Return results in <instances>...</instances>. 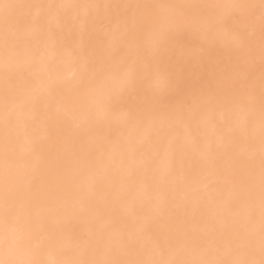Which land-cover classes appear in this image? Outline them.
<instances>
[{
	"label": "snow or ice",
	"instance_id": "6c2138e0",
	"mask_svg": "<svg viewBox=\"0 0 264 264\" xmlns=\"http://www.w3.org/2000/svg\"><path fill=\"white\" fill-rule=\"evenodd\" d=\"M0 264H264V0H0Z\"/></svg>",
	"mask_w": 264,
	"mask_h": 264
},
{
	"label": "bare ground",
	"instance_id": "6f19581e",
	"mask_svg": "<svg viewBox=\"0 0 264 264\" xmlns=\"http://www.w3.org/2000/svg\"><path fill=\"white\" fill-rule=\"evenodd\" d=\"M184 42H185V44H187L189 47H194V46H196V45H198L199 43H200V41L197 39V38H195V37H192V36H186L185 38H184Z\"/></svg>",
	"mask_w": 264,
	"mask_h": 264
}]
</instances>
